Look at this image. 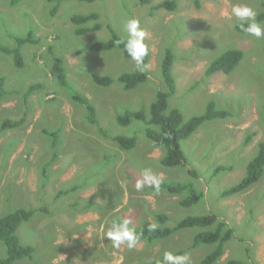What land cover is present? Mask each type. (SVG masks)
Listing matches in <instances>:
<instances>
[{
	"label": "rangeland",
	"instance_id": "1",
	"mask_svg": "<svg viewBox=\"0 0 264 264\" xmlns=\"http://www.w3.org/2000/svg\"><path fill=\"white\" fill-rule=\"evenodd\" d=\"M175 1L176 11L150 13V5L138 0H69L50 15L52 4L47 0H0L2 46H15L11 35L24 36L28 31L40 38L23 45L22 67L0 52V76L7 91L0 99V123L24 117L20 127L0 132V216L20 206L36 210L17 230L24 244L34 246V257L12 264H146L144 259L165 253V260L155 264H197L212 250L208 244L189 249L193 235L204 229L195 233V227L152 245L131 242L118 220L132 227L145 220L159 224L153 212L166 214L167 226L186 216L213 213L233 229L224 254L214 264L229 258L240 264H250L251 259L264 264V171L249 190L220 197L224 189L241 181L258 143L264 142V21L256 20L264 0H199V7L195 0ZM91 12L99 18L82 25L97 22L100 28L77 35L72 16ZM242 21L249 22L250 31L235 30ZM108 25L132 47L149 50V79L132 90H124L116 80L98 86L92 78L94 73L116 78L136 66V55L127 59L118 48L90 51L93 41L110 38ZM166 46L175 55L176 91L170 106L178 107L184 120L204 113L212 99L229 113L204 121L182 140L185 165L172 167L158 163L163 151L146 138L144 122H116L129 110L148 112L155 93L164 89L159 65ZM231 47L242 49L243 58L229 74L217 73L209 80L205 66ZM53 55L63 59L67 86L52 78ZM34 84L39 87L25 101L24 93ZM73 92L91 100L103 130L133 135L136 145L123 149L101 134L86 119L84 106L72 100ZM45 130L58 132L55 149ZM220 165L231 169L214 174ZM158 181L191 183L203 195L184 207L179 201L187 191L144 190ZM60 189L63 194L56 197ZM88 247L95 248L85 255ZM178 251L184 253L170 256ZM5 255L0 242V257Z\"/></svg>",
	"mask_w": 264,
	"mask_h": 264
},
{
	"label": "trees",
	"instance_id": "2",
	"mask_svg": "<svg viewBox=\"0 0 264 264\" xmlns=\"http://www.w3.org/2000/svg\"><path fill=\"white\" fill-rule=\"evenodd\" d=\"M18 0H13V3ZM52 4L50 8V15L56 14L60 4L64 1L69 0H47ZM92 2L95 0H79ZM140 5H150V13L165 9L167 11H176L177 2L175 0H162L157 3L151 4V0H138ZM196 7H199V0H195ZM264 6V4H263ZM99 18L97 12H91L89 14L81 15L74 14L72 16V22L78 25L75 28V33L81 35L90 31H97L100 28L99 23L91 24L90 26H83L82 24H87L91 21H96ZM256 20L258 22L264 21V9L257 14ZM110 33V38L107 41L95 40L90 43V51H104L113 48H118L123 51V56L125 58H131L134 55L135 59V69L132 71L121 72L116 78L110 75L102 73H94L92 75L95 84L98 86H109L115 80L118 81L124 90H132L136 88L139 84L145 83L148 79V61H149V50L145 46H137V48L132 47L128 39L121 38L115 33L111 26H107ZM235 29L239 33H246L250 31L251 26L249 22H239ZM15 46L7 47L0 44V52L11 55L18 66H23L24 57L22 54V47L25 44H35L40 41L38 36H34L32 31H28L24 36H13ZM164 43L161 44L160 49L163 47ZM159 49V50H160ZM243 58V50L236 47H231L223 51L216 58H214L205 67V75L207 78H211L217 73L229 74L237 66L240 60ZM175 62V55L172 49L168 46L164 48L162 59L160 61V72L164 85L163 90H158L155 93L154 99L150 102L148 106V112L142 109L129 110L120 114L116 117V122L119 125H128L132 121L144 122L145 124V135L146 138L151 142L154 148H159L163 151L162 156L158 160V163L165 167H172L176 165H185L186 158L181 149L180 142L182 140L188 139L204 122L208 120H213L217 118H225L228 116V111L218 107L215 100H210L207 103L205 112L199 115H193L189 119L184 120L183 115L178 107H171L169 103V98L172 97L176 91V82L173 76L172 68ZM158 63V60H157ZM52 78H56L58 82L67 86V73L65 71L63 59L60 56L53 55V62L50 68ZM3 75L0 76V99L7 93L6 87L4 86ZM92 80V81H93ZM39 87V84L30 85L27 91L24 93V98L30 95L34 90ZM17 93L18 91L15 90ZM72 100L82 104L85 108V117L91 125L98 128L101 134L105 137L110 138L116 145L123 149H131L136 143V137L131 135L122 134H109L106 130H103L99 125V118L97 116L96 108L84 95L78 92H73ZM264 110V108H262ZM24 122V117L19 120L6 119L0 123V132L7 131L14 128L20 127ZM46 135L53 137V142L51 143L52 149H55L57 142L58 132L55 130L48 131L45 130ZM252 134L246 136L244 144H248L251 140ZM231 169L227 166H217L214 169V174L220 171H226ZM264 171V142L260 141L258 143V151L254 157L249 160L246 167V173L240 182L224 189L220 193L221 198H226L237 193H243L250 189V187L255 184L263 175ZM187 172L190 175L196 176V171L188 168ZM144 190H163L170 194H180L185 191L188 194L179 201V204L184 207H188L198 202L202 197L203 193L198 192L194 189L191 183H168L165 181H158L154 184L147 185ZM63 192L61 189L56 194V197L61 196ZM92 204V203H89ZM36 212L35 209L16 207L11 212L2 214L0 216V242L5 248L6 255L0 257V264H12L16 261L22 259H33L35 252L34 246L30 244H24L18 233V227L22 222L28 221L31 216ZM154 219L159 223H154L148 220L141 222L138 226L132 227L129 222L119 219V224L122 232L128 236L131 242L144 241L147 245H152L159 239H164L172 235L173 233L189 228H197L195 233L199 228H204L198 231L192 237L191 246L197 247L201 244L213 245L212 250L207 253L197 264H214L220 259V257L225 252V244L232 238L233 229L231 226L223 219H219L213 213L204 215H191L186 216L179 221H177L173 226L165 225L167 220V215L160 212H153ZM95 247H88L84 250L85 255L87 251H92ZM107 249L112 250V246L107 247ZM131 249V247H130ZM132 251V249H131ZM183 251H178L177 253L171 255L172 257H179L183 254ZM160 258L150 257V260L146 264H155L159 261L163 262L167 257ZM83 255V257H85ZM143 259V258H142ZM241 262L236 259H227L224 264H240ZM250 264H256L253 259L249 261Z\"/></svg>",
	"mask_w": 264,
	"mask_h": 264
},
{
	"label": "clouds",
	"instance_id": "3",
	"mask_svg": "<svg viewBox=\"0 0 264 264\" xmlns=\"http://www.w3.org/2000/svg\"><path fill=\"white\" fill-rule=\"evenodd\" d=\"M236 30V29H235ZM237 31V30H236ZM238 32V31H237ZM237 48V47H236ZM148 49V48H147ZM137 56V55H136ZM128 59V58H127ZM206 68V67H205ZM214 76H216V75H214ZM214 76H212L211 78H209V80H211V79H214L215 77ZM226 118V117H225ZM218 119V118H217ZM214 120V119H213ZM228 223V222H227Z\"/></svg>",
	"mask_w": 264,
	"mask_h": 264
},
{
	"label": "bare ground",
	"instance_id": "4",
	"mask_svg": "<svg viewBox=\"0 0 264 264\" xmlns=\"http://www.w3.org/2000/svg\"><path fill=\"white\" fill-rule=\"evenodd\" d=\"M122 38V37H121ZM100 63V62H99ZM100 65V64H99ZM97 71L99 70V69H96ZM68 77V76H67ZM56 147V146H55ZM47 165V164H46ZM54 167V166H53ZM43 173V172H42ZM64 184V183H63ZM51 185V184H50ZM43 186V185H42Z\"/></svg>",
	"mask_w": 264,
	"mask_h": 264
}]
</instances>
